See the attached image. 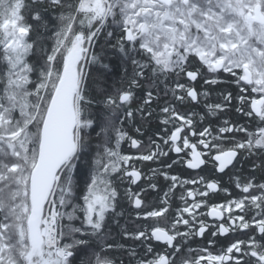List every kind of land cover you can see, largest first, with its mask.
Here are the masks:
<instances>
[{
	"label": "snow or ice",
	"instance_id": "obj_1",
	"mask_svg": "<svg viewBox=\"0 0 264 264\" xmlns=\"http://www.w3.org/2000/svg\"><path fill=\"white\" fill-rule=\"evenodd\" d=\"M0 264H264V0H0Z\"/></svg>",
	"mask_w": 264,
	"mask_h": 264
}]
</instances>
